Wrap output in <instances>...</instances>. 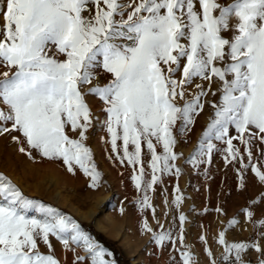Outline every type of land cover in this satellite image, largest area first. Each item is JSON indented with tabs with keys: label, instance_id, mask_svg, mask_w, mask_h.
I'll use <instances>...</instances> for the list:
<instances>
[{
	"label": "snow or ice",
	"instance_id": "6c2138e0",
	"mask_svg": "<svg viewBox=\"0 0 264 264\" xmlns=\"http://www.w3.org/2000/svg\"><path fill=\"white\" fill-rule=\"evenodd\" d=\"M5 3L0 9V66L8 70L0 72V135L17 133L12 139L24 145L21 153L35 150L48 159H60L73 174L78 167L90 179L89 186L97 188L101 172L84 143L93 120L86 97L97 98L106 113L112 152L121 164L133 166L132 180L144 193L140 203L155 214L147 191L162 182L157 173L175 169L177 177L181 174L174 163L180 155L174 151V130H190L204 111L202 98L210 92L215 96L212 85L218 83L219 99L211 104L213 115L197 152L210 163L218 150L212 140L222 141L225 162L239 174L241 189L247 187L244 173L249 171L264 186V163L256 166L252 151L254 141L264 144V0ZM101 72L107 83L99 81ZM197 79L206 81L207 88ZM193 84L198 92L188 99ZM194 161L195 156L187 162ZM175 192L172 203L178 209L184 198L178 186ZM252 203L264 204V193ZM34 206L35 201L0 173V264H62L50 238L74 253L73 264H115L106 259L112 254L70 216L40 205L44 218L30 217L26 210ZM215 211L224 214L222 208ZM243 214L254 219L248 207ZM185 220L181 213L176 241L169 231H154L146 219L143 229L162 248L170 242L180 254L179 264H196L189 251L176 247L183 245ZM259 222L264 225V220ZM237 224L233 219L228 227ZM200 240L207 244L204 236ZM217 243L223 246L224 264H246L243 257L251 248L260 255L258 264H264V244L229 243L225 230L219 232ZM205 251L213 256L210 249ZM211 264H218L217 259Z\"/></svg>",
	"mask_w": 264,
	"mask_h": 264
},
{
	"label": "rangeland",
	"instance_id": "374dc122",
	"mask_svg": "<svg viewBox=\"0 0 264 264\" xmlns=\"http://www.w3.org/2000/svg\"><path fill=\"white\" fill-rule=\"evenodd\" d=\"M219 2L231 3L232 0ZM5 7V0H0V9ZM235 22L233 17L230 23ZM2 25L3 20L0 18V27ZM224 35L229 37L231 33ZM2 38L0 36V39ZM7 70L0 66V72ZM179 78L180 74L177 73V79ZM98 79L102 84L107 83L102 72ZM196 83H203L207 88L206 81L197 79ZM218 88V83L213 84L212 91L216 92V95L213 96L210 92L207 97L202 98V102L206 101L204 111L194 118L195 123L190 126L189 131L180 133L174 130L178 141L174 151L180 154L174 163L181 169V174L177 177L174 174L175 169L172 173H157L161 175L162 182L153 186L155 190L147 191L155 214L152 208H143L140 203L144 193L135 187L132 180V176L136 174L133 166L128 165L126 161L121 164L112 152L110 135L105 124L106 113L102 111V103L92 96L86 97L93 120L87 132L88 139L84 143L91 149L97 170L101 172L97 188L89 186L90 179L78 167L73 174L60 159H48L35 150H29L31 155L27 151L21 153L19 149L24 145L12 139L18 135L15 132L0 135V173L10 179L24 197L35 201V206L26 210L28 216L43 219L40 205L53 207L70 216L112 254L106 259L115 261V264H174V261L179 264L180 254L172 244L166 241L167 246L163 248L156 245L152 234L143 229V222L146 219L157 233L171 232L172 240L176 241L180 234L181 213L186 217L183 223L184 242L183 245L177 243L176 247L189 251L196 264H211L213 258L207 255L205 248L211 250L213 245L216 253L223 250V246L217 243L218 234L222 230L226 231L229 243L264 244V225L259 222L264 220V204L252 203L253 200L259 201L261 193H264V186L254 180V173L249 171L244 173V183L247 187L241 189L239 174L233 165L225 162V145L222 141L212 140L218 150L213 151L210 163L207 162V157L197 152L213 115L211 104L219 99ZM196 92L198 89L193 84L188 88L187 98L191 99ZM179 124L180 121L177 122L178 126ZM235 134L233 131L232 135ZM69 135L78 138L72 133ZM119 143L121 142L118 141ZM233 143L237 147H243L236 140ZM262 150L264 144L254 141L252 151L253 163L256 166L264 163ZM144 152L147 153L146 147ZM194 156V163H188ZM201 160L205 162L200 163ZM148 165L146 157V179L150 180L151 169ZM177 186L184 198L178 209L172 203ZM218 207L224 210V214L215 211ZM245 207L254 210L253 220L243 214ZM154 215L163 228L157 225ZM233 219L237 220L238 224L229 228L228 222ZM201 236L205 237L207 244L200 240ZM50 239L62 264H73L74 253L65 251L55 238ZM41 251L46 252L47 249L41 245ZM77 251L83 254L81 249ZM245 255L248 256L247 264H254V261L260 259L254 248L249 249ZM219 260L221 259H218V262Z\"/></svg>",
	"mask_w": 264,
	"mask_h": 264
},
{
	"label": "crops",
	"instance_id": "0c3cea01",
	"mask_svg": "<svg viewBox=\"0 0 264 264\" xmlns=\"http://www.w3.org/2000/svg\"><path fill=\"white\" fill-rule=\"evenodd\" d=\"M211 250H212V253H213V256H212V258H216L217 259V261H218V259H220V254H221V252L223 251L222 249H221V251L219 252V253H216L215 252V250H214V248H213V245L211 246ZM211 258V259H212ZM244 260H245V262H246V264H247V259H248V256L246 257V255H244ZM255 263L254 264H258V261H254ZM218 264H224V262L222 261V260H219V262H218Z\"/></svg>",
	"mask_w": 264,
	"mask_h": 264
},
{
	"label": "bare ground",
	"instance_id": "6f19581e",
	"mask_svg": "<svg viewBox=\"0 0 264 264\" xmlns=\"http://www.w3.org/2000/svg\"><path fill=\"white\" fill-rule=\"evenodd\" d=\"M4 6V5H3ZM98 108V107H97ZM101 123V122H100ZM103 124H104V122H103ZM101 125H102V123H101ZM100 124H99V126H101ZM105 126V125H104ZM101 129V128H100ZM99 129V130H100ZM104 129V128H103ZM105 142H107L106 140H105ZM83 216V215H82ZM133 236V235H132ZM148 236V235H147ZM217 249V248H216Z\"/></svg>",
	"mask_w": 264,
	"mask_h": 264
},
{
	"label": "trees",
	"instance_id": "16d2710c",
	"mask_svg": "<svg viewBox=\"0 0 264 264\" xmlns=\"http://www.w3.org/2000/svg\"><path fill=\"white\" fill-rule=\"evenodd\" d=\"M84 226V225H83Z\"/></svg>",
	"mask_w": 264,
	"mask_h": 264
}]
</instances>
